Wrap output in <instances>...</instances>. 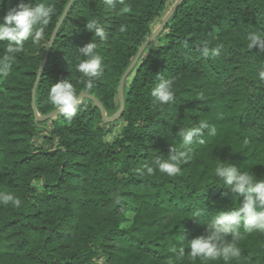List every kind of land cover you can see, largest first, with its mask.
<instances>
[{"label":"trees","instance_id":"obj_1","mask_svg":"<svg viewBox=\"0 0 264 264\" xmlns=\"http://www.w3.org/2000/svg\"><path fill=\"white\" fill-rule=\"evenodd\" d=\"M21 2L36 0H0V21ZM43 2L55 5L44 38L26 41L0 76V194L20 200L19 207L0 204V264H228L191 260L188 240L243 200L215 176L218 164L264 178V51L249 46L251 35L264 38V0H183L127 76L124 107L112 122L88 97L71 120H36L32 88L69 0ZM175 2L74 0L36 87L38 115L56 110L48 90L69 79L78 95L114 116L123 73ZM87 18L99 19L105 40L92 37ZM91 39L104 72L89 90L76 66ZM6 44L0 41V55ZM158 76L174 81L167 105L151 96ZM201 121L216 134L205 128L203 143L184 146L179 129ZM170 145L186 152L173 177L154 164L168 158ZM126 208L134 214L122 227ZM240 231L241 258L230 264H264V232Z\"/></svg>","mask_w":264,"mask_h":264},{"label":"clouds","instance_id":"obj_2","mask_svg":"<svg viewBox=\"0 0 264 264\" xmlns=\"http://www.w3.org/2000/svg\"><path fill=\"white\" fill-rule=\"evenodd\" d=\"M106 6H113L116 0H102ZM55 12L53 3H45L36 0L33 4L18 3L9 6L0 21V41L7 42L5 54L0 55V76L6 77L12 67L15 54L24 50L26 41L31 40L39 44L45 36L44 29L48 26ZM86 29L100 40L107 38V33L99 19L87 18ZM123 30V29H121ZM250 48H258L264 51V38L253 34L249 38ZM78 52L83 59L76 66V71L85 78L87 89H92L95 82L99 80L104 72L103 57L97 52V44L90 40L80 47ZM209 50L205 49V55ZM213 50L211 55H217ZM264 80V70L260 73ZM174 81L169 78L158 76L157 83L151 89V96L160 105H167L174 100ZM48 100L65 118L71 120L77 114L80 96L76 93L73 83L69 79H62L53 83L48 90ZM208 128L211 136L216 134L215 127H209L206 122L201 121L198 126L179 129L178 135L184 146H190L199 139L203 143V130ZM186 158L185 151H177L170 145L167 159L154 161L156 169L169 177L180 173V164ZM215 168V176L223 182L222 186L230 189L237 195H242L243 200L228 211H220L207 222L204 233L188 240L190 259H199L202 262L223 260L230 264L231 261H239L241 249L239 242L243 239L241 228L244 233L264 232V178H256L249 169H241V166H233L223 160ZM149 174L154 173L152 167L147 168ZM12 203L20 206V200L11 194H0V204ZM200 212L198 210L195 215ZM230 237V239H229Z\"/></svg>","mask_w":264,"mask_h":264},{"label":"water","instance_id":"obj_3","mask_svg":"<svg viewBox=\"0 0 264 264\" xmlns=\"http://www.w3.org/2000/svg\"><path fill=\"white\" fill-rule=\"evenodd\" d=\"M73 2H74V0H69L68 4L66 5V7L64 9V12L62 13L59 21L57 22V24L55 26L53 34H52V36H51V38L49 40V43L47 45L45 54H44V56L42 58V61H41V64H40V67H39V70H38V73H37V77H36V80H35L33 88H32V102H31V106H32V109H33V112H34L36 120H46V119L52 118V117H54V116H56L58 114H61L56 109L55 111H53V112H51V113H49V114H47L45 116H39L37 111H36V107H35V93H36V87H37L38 81L40 79L42 70L44 68V65H45L47 56L49 54V51H50V49L52 47L53 41H54V39H55V37L57 35V32H58V30H59L64 18L67 15L68 10L70 9V7H71ZM182 2H183V0H176L174 5L171 7L169 12L166 14L164 19L162 20L161 24L158 26V28H156V30L151 34V36L142 44V46L139 48L138 52L136 53L134 59L132 60L131 64L128 66V68L123 73V75H122V77L120 79L119 85H118V98H119L120 108H119V111L114 116H112L111 118H107L106 115H105L104 108L102 107L100 102L97 99H95L94 97H92L90 95H87L84 92H81L79 94L80 101L82 100V98L88 97V98L92 99L95 102V104L100 109V113H101V117H102L103 121L112 122V121L116 120L117 118H119V116L121 115L123 107H124V91H123V89H124V83H125V80H126L127 76L130 74V72L133 70V68L137 64L138 60L140 59L141 55L145 51V49L148 46V44L150 42H152L156 38V36L162 31V29H164V27L167 24L168 20L174 14V12L177 10V8L181 5Z\"/></svg>","mask_w":264,"mask_h":264},{"label":"rangeland","instance_id":"obj_4","mask_svg":"<svg viewBox=\"0 0 264 264\" xmlns=\"http://www.w3.org/2000/svg\"><path fill=\"white\" fill-rule=\"evenodd\" d=\"M133 214H134V211L131 208H126L124 210V220L121 223L122 227L128 226L130 224Z\"/></svg>","mask_w":264,"mask_h":264}]
</instances>
